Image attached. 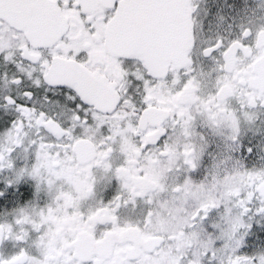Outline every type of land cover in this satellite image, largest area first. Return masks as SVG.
I'll use <instances>...</instances> for the list:
<instances>
[{
	"label": "snow or ice",
	"instance_id": "snow-or-ice-1",
	"mask_svg": "<svg viewBox=\"0 0 264 264\" xmlns=\"http://www.w3.org/2000/svg\"><path fill=\"white\" fill-rule=\"evenodd\" d=\"M0 264H264V0H0Z\"/></svg>",
	"mask_w": 264,
	"mask_h": 264
},
{
	"label": "flooded vegetation",
	"instance_id": "flooded-vegetation-1",
	"mask_svg": "<svg viewBox=\"0 0 264 264\" xmlns=\"http://www.w3.org/2000/svg\"><path fill=\"white\" fill-rule=\"evenodd\" d=\"M55 17L53 15H49L48 17V23L51 24L54 22Z\"/></svg>",
	"mask_w": 264,
	"mask_h": 264
}]
</instances>
